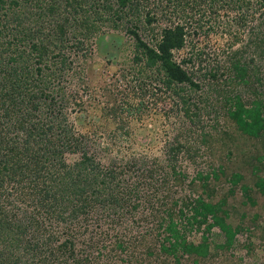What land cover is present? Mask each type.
Wrapping results in <instances>:
<instances>
[{
  "label": "rangeland",
  "instance_id": "rangeland-1",
  "mask_svg": "<svg viewBox=\"0 0 264 264\" xmlns=\"http://www.w3.org/2000/svg\"><path fill=\"white\" fill-rule=\"evenodd\" d=\"M83 1V7L88 9L86 13L98 18L94 12L95 8L92 10L89 6L97 2L96 7L103 9V0ZM240 1L135 0L127 7H122L116 0H110L113 12L100 10L104 20L99 18L96 20L99 31L91 36L90 41L87 40L95 45V50L89 55L91 58H87L89 63H92L82 70V73H85L83 79L80 74L73 77L66 75L69 86L67 94H75L81 104L84 103L83 110H77L80 108V105L76 104L77 99L66 103V106L68 112L72 111L69 112L71 120L81 124L88 119V122H84L86 124L89 123L92 114L99 117L107 115L104 108L101 110L99 101L107 102L110 98L109 106L117 107V112L111 115L112 124L105 125L107 122H102L104 135L100 139L98 155L104 163L122 168L123 176L128 174L132 180L137 181H141L139 177L144 176L140 186L147 187L146 192L141 193L143 197L133 203L139 204L137 208L142 212H131L128 216H123L117 222L116 228L110 230L108 224L98 228L96 221L99 216L95 212L89 214L90 228L95 233L104 232L101 239L107 236L103 239L106 245H111V242L112 246L118 242L124 244V247H117L110 255L102 256L101 264H105L111 257L109 264H264V194L257 185L259 178H264V159L260 161L256 157L264 153V136L252 138L239 129V126L244 127L247 123L253 124L250 119L257 111H261L264 118V109L259 110V102H254L263 100L264 103V56L259 55L258 46H255L256 30L252 31L253 35L251 33V27H260L264 20V18L261 20L264 6L260 8L257 0H251V8L244 10L239 7ZM68 2L71 3L72 0H58L60 7L54 15L39 20L45 34L50 36L55 33L54 28L62 26L69 32L67 36H71L73 30L76 32L81 30L77 21L79 18L84 20L82 11L77 18L70 13V21L64 22L66 17L64 14L67 13L64 9H71L70 6L67 7ZM20 11H17L16 18L25 21L23 16L28 12L26 6ZM243 13H250L248 27L238 20L239 15ZM110 17L113 18L109 20ZM33 21L35 19L30 20ZM37 22L35 21L32 26ZM189 22L191 23L187 25L188 33L183 47L180 50H173L172 54L176 62L181 63L195 75L194 80L201 86L191 89L188 84L177 87L173 85V89L166 90L163 83L157 79L156 67L147 66V56L137 47L138 41L132 31L142 37L148 45L154 46L156 38L161 36V31L165 27L177 24L186 26ZM82 30L85 32L87 29ZM66 38L54 37L51 43L46 40L43 42L35 40L38 48H47L45 52V49L42 50L45 54L43 63L53 62L56 54L65 52L68 45ZM23 44L27 50V59H24L18 68L28 61L37 65L39 49L32 51L28 40ZM262 45L264 48L263 43ZM234 51L243 55L242 62L248 63L253 59L251 66L259 67L255 71L258 77L263 79L261 83L253 75L254 70L251 68L249 74L255 80L252 84H234L230 81L237 72L231 57ZM3 54L9 56L8 53ZM33 64H30L31 67ZM207 65L210 69L217 68V80L203 76ZM138 69L149 75L143 78L147 83L140 89H136V85L139 86L142 79L134 77ZM55 71L58 70L53 67L46 75L50 77ZM14 74V79L16 77L22 82L17 87L11 85L6 87L1 79L3 94L13 89L17 93L21 91L20 95L31 96L32 92L36 93L39 81L36 74L35 77L32 76L24 67ZM20 74L22 76L26 74L27 77L22 79ZM56 80L58 81V78ZM180 87L183 91L178 95L175 89ZM256 88L260 90L258 96L253 92ZM162 90H166V93ZM141 91L146 93L147 106L145 113L139 115L142 118L138 119L139 116L132 114L128 106L127 96L133 97L136 93L140 95ZM188 94L190 99L186 102L183 96ZM240 95L246 105L239 102ZM154 96L157 103L154 101L152 106L150 103ZM7 100H0V105H7L9 102ZM51 100L54 99L50 98L48 102ZM27 104L24 106L32 105L30 102ZM95 107L102 112L94 111ZM187 109L190 110L189 115L186 113ZM249 111H252L251 116L248 115ZM78 113L81 115H76ZM123 124L126 126L125 130L129 132L126 135L121 129ZM0 125V129L9 133L15 129L13 121ZM107 126H110L108 131L111 130L110 132L114 134L113 139L107 133ZM173 142L180 143L183 147L179 149V153L177 151L176 161H168L166 145ZM112 143L114 146H111ZM228 157L231 158L230 162L226 161ZM226 163L227 176H222L223 170L218 168ZM151 166L156 168L154 174L143 175L144 168ZM256 166L262 170L258 171ZM174 170L181 171L182 174L172 175ZM199 171H203L205 177H198ZM233 172H241L244 175L243 180L236 186L232 184L230 178ZM165 177H168L167 182H162ZM245 185L249 189L251 199L245 195ZM231 188L235 191L230 192ZM199 195L207 201H228L227 208L232 218L230 222L234 228L236 226L241 228L234 238H229L230 235L218 223L209 228V223H213L211 214L208 215L207 221L200 222L203 220L204 203L199 205L194 201ZM134 198L135 194L132 200ZM168 211L170 213L172 211V217ZM147 212L150 213L147 216L150 219L142 220L143 216L139 217L140 214L144 215ZM51 221L54 225L56 216ZM80 224L84 222L80 221ZM86 236L90 237L88 232L84 235L85 239ZM85 244L80 246L84 247ZM191 250L198 251V254L204 257L187 252ZM108 251L109 248L103 253Z\"/></svg>",
  "mask_w": 264,
  "mask_h": 264
},
{
  "label": "trees",
  "instance_id": "trees-1",
  "mask_svg": "<svg viewBox=\"0 0 264 264\" xmlns=\"http://www.w3.org/2000/svg\"><path fill=\"white\" fill-rule=\"evenodd\" d=\"M103 2V9L96 7L97 2L89 6L92 10L95 8L94 12L99 16V20H104L100 10L112 11L113 9L110 0H103ZM130 2H135V0H116V3L122 7H127ZM257 3H259L260 8L264 6V0H257ZM238 4L244 10L251 8V0H241ZM83 5V0L82 2L72 0L71 3L68 2L67 4V7L70 6L71 9H64L67 11L64 14L66 16L64 22L70 21V13L77 18V15L81 11L83 12L84 20L79 18L77 21L78 25L80 23L81 30L78 32L73 30L72 35L67 36L69 32L62 26L57 29L54 28L55 33L49 36L44 33V27L39 20L54 15L60 7L58 0H0V80L2 79L1 81L6 87L9 85L17 87L22 81L16 77L14 79L13 75L19 69L23 70V67L25 71H30L32 76L35 77L36 74V79L39 80L35 94L32 92L29 96L24 93L28 97L27 99L25 95H20L22 94L21 91L17 93L14 89L3 94L0 86V94L2 95L0 100L6 101L8 99L7 101H9L5 106L0 105V124L5 125L9 121H13L15 125L12 133L0 129V264H101L100 258L102 256L110 255L114 250H117V247H124V244L118 242L112 246L111 242V245H106L103 239H106L107 236L101 239L104 232L95 233L90 228L88 220L91 216L88 218L89 214L95 212L99 216L98 221H96L98 228L104 224H108L111 227L110 230L116 228L117 222L123 216L140 211L137 208L139 204L133 203L140 200L143 197L141 193H145L147 190L144 185L140 186L144 176L139 177L141 181L132 180L128 174L123 176L122 168L116 167L115 164L104 163L98 155L100 139L104 135L102 122H107L105 125L112 124L111 115L117 112V107L109 106L110 98L107 102L99 101L101 110L104 108L107 115L99 117L97 114H92L89 117V123L84 124V122H88V119L81 124L75 123L70 117L69 112L72 111L68 112L66 105L77 98L73 93L67 94L69 86L66 82V75L73 77L75 74H80L83 79L85 73L83 74L82 70L92 63H89L88 59L91 58L89 56L91 52L95 50V45L87 40L99 31L96 21L98 18L92 14H87L88 9L84 8ZM24 6L28 12L23 18L28 23H25L23 19L19 21L16 18L18 17L17 11H20ZM115 14H117V10ZM118 17L120 18V16ZM249 17L250 13H243L239 15L238 20L248 27ZM112 18L108 19L111 20ZM263 18L264 11L261 12V20ZM32 19L38 21L35 26H32L35 21L30 22ZM190 23H186V26L185 24H177L165 27L161 31V36L156 38L154 46L148 45L142 37L132 31L138 41L137 47L141 48L147 56V66L156 67L157 79L163 83L166 90L173 89V85L177 87L188 84L191 89L201 86L194 80L195 75L191 74L181 63L176 62L172 54L173 50H180L183 47L188 33L187 27ZM263 27L264 20H262L260 27H251V33L256 30L255 46H258L257 50L262 57L264 56ZM257 28H259L258 32ZM82 29L87 30L83 32ZM58 36L60 38L62 36L67 37L68 45L65 52L54 56L56 62L54 60L43 63L44 52L47 48H38L35 40L39 42L46 40L51 43L54 37L57 39ZM26 39L31 43L32 51L39 49L38 64L35 65L28 61L18 68L21 62L27 59V50L23 46V43L27 41ZM259 40H261L260 44ZM54 44L57 45V42ZM3 52L8 53L9 56L4 55ZM242 56L236 51L231 55L233 67L237 72L230 78V81L234 84H252L255 80L249 74L251 68L252 71L254 70L253 75L261 83L263 79L258 77L255 71L257 67H252L251 64L253 59L248 63L242 62ZM58 62L60 64H57ZM185 63L187 64V60ZM30 64L34 66L31 67ZM53 67H56L58 71H55L54 74L52 72L48 77L46 73ZM77 67H80L79 70H76ZM25 75L20 74L22 79L27 77ZM203 76L217 80V68L210 69L208 66ZM134 77L142 79L139 81V86L136 85V89H140L147 83L143 78H147L149 75L142 69H138ZM57 78L58 81H55ZM166 90H162V92L166 93ZM175 90V93L180 95L183 88L180 87ZM144 92L141 91L140 95L134 93L133 97L127 96L128 106L132 114L142 116L145 113L147 104H145L146 93ZM253 92L258 96L260 90L256 88ZM50 98L54 100L48 102ZM25 99L26 103L24 102ZM189 99V94L183 96L184 101L188 102ZM239 99H241L239 100L241 105H246L241 95ZM137 100L138 102H135ZM151 100L152 106L154 101L155 104L157 103L156 96L152 97ZM262 101H254L259 102V110L264 109ZM29 102L32 103L31 107H25L24 105H28ZM76 104L80 105L77 110L82 111L84 103L81 104V101L77 99ZM189 109L186 110L188 115ZM93 110L98 111L100 109L95 107ZM76 115L80 116L81 114ZM248 115L251 116L252 111H249ZM141 116L138 119H141ZM78 118L80 117H76V119ZM231 118L234 120L232 116ZM251 118L250 121L253 124L247 123L244 127L239 126V129L252 138L264 136V118L261 116V111H257L255 116ZM109 127H106L107 131ZM125 127L124 124L121 126L124 135L129 133ZM110 131L107 133L113 139L114 134ZM111 146H114V143ZM181 147H183L182 144L175 142L166 145L167 160L176 161ZM256 157L262 161L264 153ZM226 161L230 162L231 158L228 157ZM146 163L148 164V161ZM226 165L227 163L218 168L223 170L222 176H227ZM155 169V166L144 168L143 175L149 173L153 175ZM256 169L262 170L258 166ZM173 174H182V172L174 170ZM197 176L202 178L205 177V174L203 171H199ZM230 178L232 184L236 186L243 180L244 175L241 172H233ZM167 179L168 177L163 178L162 182H167ZM257 185L264 194V178H259ZM245 186V195L251 199L249 189L247 185ZM234 191L233 188L230 189V192ZM134 194L136 198L132 200ZM194 201L198 204L204 203L202 204L204 209L203 220L200 222L207 221L208 215H212L213 223H209V228L214 223H218L230 235L229 238H234V235L241 229L237 226L234 228L230 222L232 218L227 208L228 201H207L202 195L195 197ZM131 204L133 205L130 206ZM187 206L190 205L187 204ZM168 213L171 217L173 216L172 211L171 213L168 211ZM149 215V212L144 215L141 213L139 217L143 216L142 220L150 219L147 218ZM55 216L56 222L52 225L51 219H54ZM80 221L84 224H80ZM86 232L89 233L90 237L86 236L85 239ZM83 243H86L84 247L80 246ZM108 248L109 251L103 253ZM187 252L202 256L198 254V251ZM111 259L112 257L106 260L105 264H109Z\"/></svg>",
  "mask_w": 264,
  "mask_h": 264
}]
</instances>
